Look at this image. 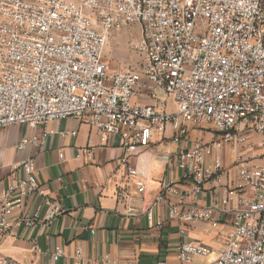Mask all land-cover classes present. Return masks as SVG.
Masks as SVG:
<instances>
[{"label": "built area", "instance_id": "2783aa9c", "mask_svg": "<svg viewBox=\"0 0 264 264\" xmlns=\"http://www.w3.org/2000/svg\"><path fill=\"white\" fill-rule=\"evenodd\" d=\"M134 24L141 63L111 70L104 61L110 34ZM66 117L104 137L119 135L132 175L134 149L163 141L169 127L173 137L195 127L210 132L172 154V162L194 192L208 183L225 188V202L172 205L171 216L217 228L215 212L223 211L233 216L231 229L212 260L204 261L209 247L181 243L179 264H264V0H0V129ZM253 133L261 155L248 159L241 148ZM44 140L45 133L34 134L16 149ZM225 145L235 177L221 161ZM80 155L93 159L90 149ZM33 194L44 196L45 189L29 156L13 164L0 198V236L13 224L39 223L37 214L10 218ZM51 223L50 217L43 224ZM63 254L58 249L54 258ZM0 264L23 263L0 255Z\"/></svg>", "mask_w": 264, "mask_h": 264}, {"label": "crops", "instance_id": "0c3cea01", "mask_svg": "<svg viewBox=\"0 0 264 264\" xmlns=\"http://www.w3.org/2000/svg\"><path fill=\"white\" fill-rule=\"evenodd\" d=\"M71 131L77 132L73 135ZM43 133L41 145L16 149L20 140L29 141L34 134ZM202 136L209 139L212 135L200 129L198 137ZM196 139L190 132L173 137L169 127L163 141L134 149L129 162L138 173L132 175L128 163L122 162L121 137H104L75 117L36 128L18 123L0 129V198L12 180L13 164L29 156L35 160L36 176L45 189L44 196L30 195L10 216L15 223L26 213L37 214L39 223L13 224L4 231L0 255L23 264H179V245L194 242L211 249L207 261L214 259L226 242L232 214L216 211L221 221L217 228L203 220L184 223L171 216L172 205L182 210L192 203L207 207L225 202V188L215 189L208 183L194 192L192 180L184 178L172 162V154ZM259 142V135L251 134L241 148L242 155L259 157ZM84 149L92 150V160L80 155ZM220 157L230 177H235V157L228 145ZM235 204L231 201L227 206ZM55 207L60 209L56 214ZM50 217L52 223L43 224ZM58 249L64 254L55 259Z\"/></svg>", "mask_w": 264, "mask_h": 264}, {"label": "rangeland", "instance_id": "374dc122", "mask_svg": "<svg viewBox=\"0 0 264 264\" xmlns=\"http://www.w3.org/2000/svg\"><path fill=\"white\" fill-rule=\"evenodd\" d=\"M139 32V26L135 24L111 32L104 53V61L111 70L135 68L141 63L143 49L139 45ZM168 108L173 109V105L170 103ZM195 128L190 130L193 139L198 137L200 131V128Z\"/></svg>", "mask_w": 264, "mask_h": 264}]
</instances>
